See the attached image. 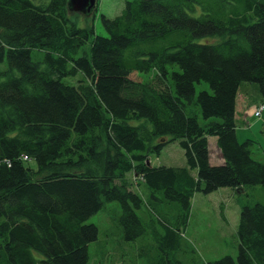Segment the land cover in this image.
Here are the masks:
<instances>
[{"label": "trees", "instance_id": "1", "mask_svg": "<svg viewBox=\"0 0 264 264\" xmlns=\"http://www.w3.org/2000/svg\"><path fill=\"white\" fill-rule=\"evenodd\" d=\"M67 2L0 0V264H89L98 229L86 222L105 202L120 206L126 242L151 230L162 254L150 264H181L169 254L196 193L264 187L255 143H239L235 123L242 84H257L264 104V0L127 1L101 16L105 37L97 4L79 27ZM201 82L210 93L195 99ZM208 138L223 165L210 164ZM176 141L185 166L151 167ZM140 183L148 202L132 190ZM238 218L236 262L208 264H264V204H240Z\"/></svg>", "mask_w": 264, "mask_h": 264}, {"label": "rangeland", "instance_id": "2", "mask_svg": "<svg viewBox=\"0 0 264 264\" xmlns=\"http://www.w3.org/2000/svg\"><path fill=\"white\" fill-rule=\"evenodd\" d=\"M35 5L48 4L49 0H31ZM127 1L132 0H98L97 11L93 20L95 35L106 36V32L101 24V16L113 19L118 16ZM71 21H74L77 26L84 27L89 24V17L85 18L81 14L69 12ZM218 41V38L213 39ZM208 40V42H213ZM32 59L37 60L41 56L40 53L33 51ZM5 65L2 66L4 68ZM78 75L72 79H65L68 84H75ZM134 79L139 77L134 74ZM249 101V111L244 113L243 125L237 126L238 142H244L246 139L253 140L256 145H261L264 148V111L259 118H254L255 108L263 103L259 94L257 84H242ZM246 89V90H245ZM195 99L197 95L206 91L210 93V87L207 83L201 82L195 84ZM247 107V108H248ZM198 116L199 124L203 125L204 120L199 114V110L195 105L191 107ZM246 110V109H245ZM250 115L247 116V114ZM247 117V118H246ZM249 119H252L249 121ZM247 120V122L245 121ZM242 121V120H241ZM251 122H256L251 125ZM138 121L132 122L136 125ZM263 127V128H262ZM259 130V134H257ZM263 132V133H261ZM151 167H184L185 158L184 152L181 149L179 142H173L165 147L159 156L151 155L149 157ZM28 167L35 169L33 162L27 164ZM131 180V177H129ZM132 190L138 193L145 202L149 201L150 191L143 184L133 186ZM255 203L264 204V187H246L243 192L233 191L230 188H221L217 191L204 195L196 193L191 200V209L188 216L186 228L184 230V238L180 240V250L177 254H169L172 260H178L181 264H208L209 262L217 261L225 256H230L236 262L237 257V226L240 213V204L252 205ZM174 214L177 211L172 206ZM141 220L149 227L150 218L146 206L136 212ZM121 208L116 202H105L102 210L87 220V224L96 226L98 229L97 241L89 245V264H150L156 262L162 251L158 248L151 230L147 236L137 240L136 242H126L123 240L121 233L116 226V218L120 216ZM153 218V217H152ZM156 229L162 231L156 223ZM41 258L40 255H36Z\"/></svg>", "mask_w": 264, "mask_h": 264}, {"label": "crops", "instance_id": "3", "mask_svg": "<svg viewBox=\"0 0 264 264\" xmlns=\"http://www.w3.org/2000/svg\"><path fill=\"white\" fill-rule=\"evenodd\" d=\"M243 85H241L238 89V93H237V102H236V109H235V123H236V138L237 141L239 140V136L237 134V126H238V122H240L239 125H243V118L241 119V117L244 116V113L249 111V107L248 105L250 104L248 99H247V94L246 92H242V90L244 89V87H242ZM246 90V89H245ZM248 107V108H247ZM246 109V110H245ZM250 115V113L247 114V116ZM254 117V116H253ZM247 118V117H246ZM242 120V121H241ZM252 119H249V121H251ZM247 122V120H245ZM256 122H251V125L255 124ZM263 128V127H262ZM264 132V129H263ZM261 132V133H263ZM259 130L257 132V134H259ZM246 140H250L253 141L251 139H246ZM245 140V141H246ZM254 142V141H253ZM242 143V142H239ZM255 143V142H254ZM208 148H209V162L212 166H220L223 165L224 160L220 154V151L218 150L217 146H216V138H208ZM252 156L255 160L261 162L264 164V148H262L261 145H256V143L253 145L252 147ZM182 167V166H181ZM193 176L196 175L195 171H192L191 173ZM131 177V176H129ZM132 180V177H131Z\"/></svg>", "mask_w": 264, "mask_h": 264}, {"label": "water", "instance_id": "4", "mask_svg": "<svg viewBox=\"0 0 264 264\" xmlns=\"http://www.w3.org/2000/svg\"><path fill=\"white\" fill-rule=\"evenodd\" d=\"M67 6L71 13L89 16L96 6V0H68Z\"/></svg>", "mask_w": 264, "mask_h": 264}, {"label": "built area", "instance_id": "5", "mask_svg": "<svg viewBox=\"0 0 264 264\" xmlns=\"http://www.w3.org/2000/svg\"><path fill=\"white\" fill-rule=\"evenodd\" d=\"M263 109H264V104L259 105L254 113V116L256 118H259L261 116ZM23 160L26 161L27 160L26 157H24Z\"/></svg>", "mask_w": 264, "mask_h": 264}]
</instances>
